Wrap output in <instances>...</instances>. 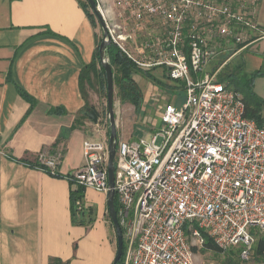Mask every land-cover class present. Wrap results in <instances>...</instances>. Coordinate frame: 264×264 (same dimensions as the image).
Instances as JSON below:
<instances>
[{"label":"built area","instance_id":"2783aa9c","mask_svg":"<svg viewBox=\"0 0 264 264\" xmlns=\"http://www.w3.org/2000/svg\"><path fill=\"white\" fill-rule=\"evenodd\" d=\"M119 2L128 21L125 29L106 23L112 43L144 70L165 68L168 79L184 82L186 95L163 107L151 139H117L123 264H197L193 246L203 248L202 231L223 250L240 247L248 262L254 232H264V127L245 116L240 93L199 74L222 45L264 37L255 18L259 0ZM60 155L43 153L38 161L55 173ZM84 158L71 172L75 183L108 194L109 141H85Z\"/></svg>","mask_w":264,"mask_h":264},{"label":"crops","instance_id":"0c3cea01","mask_svg":"<svg viewBox=\"0 0 264 264\" xmlns=\"http://www.w3.org/2000/svg\"><path fill=\"white\" fill-rule=\"evenodd\" d=\"M98 1L109 26L128 21V11L119 0ZM81 3L0 0V264H51L53 260L113 264L116 257L117 233L107 210V194L86 188L82 205L93 209L94 220L76 225L71 208L75 185L22 161L59 153L58 170L66 175L84 165L85 141H109L104 126L82 113L88 101L81 76L95 60L104 32ZM255 18L264 30V0L255 6ZM155 27L165 30L162 23ZM243 52H247L246 69L264 68V37L236 47L229 61ZM157 69L166 77L154 74L158 80L174 84L165 68L147 71L153 74ZM18 86L34 99V107ZM142 97L143 106L149 100L144 92ZM169 100L158 105L160 119ZM57 107L65 111H50Z\"/></svg>","mask_w":264,"mask_h":264},{"label":"trees","instance_id":"16d2710c","mask_svg":"<svg viewBox=\"0 0 264 264\" xmlns=\"http://www.w3.org/2000/svg\"><path fill=\"white\" fill-rule=\"evenodd\" d=\"M13 1V0H12ZM86 2H88L86 0ZM83 8L86 10L88 16L91 18L93 24H96V17L94 12L89 11V7L91 8L89 3H81ZM244 44H239L237 48L242 47ZM100 45L97 47V51L95 53V60L88 66L85 67V71L81 76V83L85 80L90 81L91 73H100L101 76H104V80H106V88H107V79H106V72L104 71L105 68L100 62L99 69H98V58H100ZM109 62L112 65V69L114 73V79L117 85L119 86V95L121 96L122 101H129L135 107L140 110L143 104V93L140 90L138 83L134 78V74L138 72L146 75L147 77L151 78L155 83L160 84L163 87H169L173 91L179 89L181 90L183 97L178 100L177 104L181 103L185 99V85L184 82L175 81L174 84H167L160 80H158L152 72L147 70H143L142 68L138 67L136 63L126 56V53L123 52L115 43L107 46ZM231 62H227L223 66V71L218 76V81L225 83L229 89H232L241 94L242 100L245 105V116L248 118L253 119L256 121L257 124L261 127H264V98L255 93V80L258 77H264V68L258 69L254 72H247L245 71V60L238 65L233 64V60ZM18 88L19 93L21 96L29 99L31 101V107H34L35 102L34 99L27 93L25 90ZM89 104L87 102L85 109L83 110V115L87 118L85 114ZM52 113H61L65 110L63 108H51L50 110ZM74 127V126H73ZM24 162L29 163V165L33 167H38L46 170L50 174L52 173L49 168L39 161H29V160H22ZM59 167V165H58ZM55 177H63L68 178L71 185L74 186L71 189V208H72V219L73 223L76 225L88 224L94 220V211L90 207H84L83 200L85 195L86 188L82 185L75 183V180L72 178L71 173L69 174H61L59 170L55 173H52ZM79 202V204H77ZM115 207L118 210V202L115 198ZM256 235V241L254 244V256L258 258L259 261L264 262V232H254ZM204 236V244L203 248H198L197 246H193V250L197 253L199 250L201 251H210L214 254H223L226 252H231L232 250H236V254H238V258L241 260V248L238 246H233L229 249L223 250L221 249L214 240L204 231H202ZM58 263V260H53L51 264ZM123 264V258H121L120 263ZM229 264H232L229 263ZM234 264H237L235 260Z\"/></svg>","mask_w":264,"mask_h":264},{"label":"rangeland","instance_id":"374dc122","mask_svg":"<svg viewBox=\"0 0 264 264\" xmlns=\"http://www.w3.org/2000/svg\"><path fill=\"white\" fill-rule=\"evenodd\" d=\"M81 1L83 3H88L86 0ZM89 11L93 12L92 8L89 7ZM121 18L122 20H125L124 17ZM96 25L97 27H100L97 17ZM118 25L122 28L125 26L123 22ZM123 31L126 33L127 30ZM138 35L142 36L140 39L143 38L142 33H138ZM102 36L104 38V34L100 35L98 42L99 45L103 40ZM123 45L126 49L132 50V43L130 41H124ZM236 47L237 46L234 45H222L215 58L205 67L206 69L203 72H200L199 76H203L207 73L211 76H214V78L218 80L219 74L223 71V66L227 62H231L229 59ZM246 53L247 52H243L235 56L232 59L233 64L238 65L239 63H242L243 60H245ZM245 71L251 72L246 68ZM153 74H155L160 79L166 80V77L162 76V69L153 71ZM146 77V75L140 72L135 75V80H137V82L140 84L139 87L141 92H144L146 97L145 99L149 100L148 103L143 105L140 110H138L131 102L122 101L121 96L119 95V86L114 79V112L116 116L115 126L117 127V134L119 138L130 140H139L141 138L151 139L153 134H155L161 126L160 108L158 107L159 103L160 105L163 104L162 101L165 100L164 102H166L168 97H170L169 102L174 104L176 100H179L183 97L181 90L177 89L173 91L168 89L169 87H163V85L161 87L157 86L154 82L148 81V79L151 80V78L147 77V79H145ZM168 81L172 80L168 79ZM83 90L85 92L89 108L95 109L97 111L99 114L100 125L104 126V129L106 130V136L109 137L110 121L107 114V88L104 76H101L99 72L97 74L91 73L90 81L85 80L83 82ZM255 91V93H258L261 97H264V79L256 80ZM158 142L160 143L161 139H159ZM235 251L236 250L234 249L231 252L218 255L210 251L204 252L199 250L196 253L195 261L197 264H229L231 262L234 264L235 260L237 261V264H264V262L259 261L254 255L248 262H244L238 258V254H236Z\"/></svg>","mask_w":264,"mask_h":264},{"label":"water","instance_id":"95a60500","mask_svg":"<svg viewBox=\"0 0 264 264\" xmlns=\"http://www.w3.org/2000/svg\"><path fill=\"white\" fill-rule=\"evenodd\" d=\"M88 3L90 4L93 12L96 14V17L98 19L99 24L101 25V29H103L104 32V38L102 42H100V60L102 65L105 68L106 72V79H107V114L108 118L110 121V135H109V162H108V182H109V187L110 190L108 192L107 196V205H108V212L109 216L112 220V223L115 227L116 233H117V244H118V249L116 253V257L114 260L113 264H119L120 260L123 255V249H124V239H123V232L121 229V226L118 221L117 217V209L115 207V191H114V184H115V165H114V160H115V155L117 151V142H118V134H117V127L116 125V116H115V110H114V72L112 69V65L109 62V57H108V51H107V46L112 44L110 35H109V30L105 21V18L100 11L97 1L96 0H87ZM85 114L87 117L93 121L94 123L99 122V114L95 109L92 108H87Z\"/></svg>","mask_w":264,"mask_h":264}]
</instances>
